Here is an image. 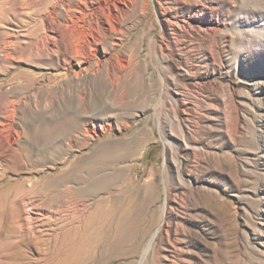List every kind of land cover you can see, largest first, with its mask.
<instances>
[{
	"label": "rangeland",
	"instance_id": "1",
	"mask_svg": "<svg viewBox=\"0 0 264 264\" xmlns=\"http://www.w3.org/2000/svg\"><path fill=\"white\" fill-rule=\"evenodd\" d=\"M26 1L0 0V264H65L69 212L41 193L95 150L120 160L86 213L114 211L73 264H264V0H126L122 15L125 0H81L76 25L58 19L71 64ZM67 103L82 119L62 154L25 166L32 129ZM126 212L149 230L138 253L115 244Z\"/></svg>",
	"mask_w": 264,
	"mask_h": 264
},
{
	"label": "bare ground",
	"instance_id": "2",
	"mask_svg": "<svg viewBox=\"0 0 264 264\" xmlns=\"http://www.w3.org/2000/svg\"><path fill=\"white\" fill-rule=\"evenodd\" d=\"M80 1L81 0H39L40 5H45V8L49 10L47 19L45 20H47V22L50 24L51 30L53 31V35L47 36L46 41L56 44L57 37L59 36L58 34L66 35L67 39L70 42V49L67 59L70 64L73 61L80 63L82 52H80L72 34L70 33V26L64 25L66 30L65 32H63L61 30V25L59 24L58 19L60 17H66V22L70 21L76 25L78 21L75 14L71 13L69 10H66V7H72L73 5L80 6ZM103 1L104 0H94V4H101ZM26 4L33 6L34 1L27 0ZM89 4V0L85 2L86 7H89ZM59 8H62V11L61 9L59 10ZM127 8L128 5L125 0V2H122V9H119V13H121L122 15V10L126 11ZM92 15L94 16V13H92ZM89 17L91 16L85 14L83 15V19H88ZM93 23L94 22L90 23L89 31L96 41L101 42V37L99 35H96V33H94L93 29L91 28V25ZM45 51L47 52V50ZM49 53L51 52L49 51ZM101 83L102 84L100 85H103L104 82ZM102 88H99V90H103ZM50 90L53 89L50 87ZM69 104L68 109H66L67 111L65 110L66 112L64 113V116L62 118L55 116L50 121L45 122L41 126H38L36 130H33L31 128L32 132L21 147L25 166L30 165L36 167L43 163H47L51 159L57 157V155L62 154L61 145L63 143L62 141H64L63 139H65L72 133L74 128L82 119L77 116L74 110V106L73 108H71L72 104ZM91 126L92 123H90L89 128ZM89 128L85 131L86 137H89L91 135ZM138 144L139 141L137 138L134 142L132 141L131 143H120L119 146L128 151L135 148ZM37 146L40 147L42 153V157L39 160H35L33 157V152ZM113 153L110 150L104 152L95 150L91 154L83 156L79 164L71 163L70 169H67L68 171L66 172V174L59 181L52 180L53 182L50 183V185H47L46 189H44L45 191L41 193V196L45 198L46 202L53 201L60 196L64 200L66 211L69 212L70 223L67 226V229L62 234L61 246L65 264H73L76 258L84 254V252L96 242L98 237V229L104 225H102L104 221L109 222L110 218L113 215L112 213L114 211V207L106 210L103 209L101 203L98 202L94 207V211L87 215V206L84 204L87 199L96 197L103 189L105 190L106 187H109V183L106 181L103 172L107 168H109L111 163H116L120 160L119 158L114 157ZM146 207L147 208L143 207V211H147L148 209H150V206ZM30 210L31 209H29L28 211ZM145 223V219H132L130 217V214L126 212L119 226L120 237L115 244H117L120 249L121 247H129L134 251V253H138L145 245L147 235L149 234V230L145 229L147 228V226H143V224ZM150 248L151 246L146 253L149 252Z\"/></svg>",
	"mask_w": 264,
	"mask_h": 264
}]
</instances>
